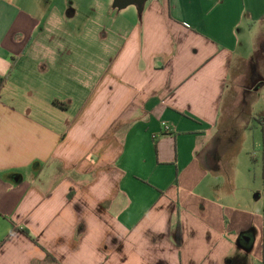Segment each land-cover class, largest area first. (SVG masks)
<instances>
[{
  "label": "crops",
  "instance_id": "1",
  "mask_svg": "<svg viewBox=\"0 0 264 264\" xmlns=\"http://www.w3.org/2000/svg\"><path fill=\"white\" fill-rule=\"evenodd\" d=\"M84 10L0 0V264H262L221 145L264 97V0Z\"/></svg>",
  "mask_w": 264,
  "mask_h": 264
},
{
  "label": "rangeland",
  "instance_id": "2",
  "mask_svg": "<svg viewBox=\"0 0 264 264\" xmlns=\"http://www.w3.org/2000/svg\"><path fill=\"white\" fill-rule=\"evenodd\" d=\"M95 2L96 0H52V3L64 12L79 8L78 15L73 19L77 22H82L91 14L84 9ZM27 3L31 4L29 1ZM237 96L239 98L236 99L237 105L232 115L225 119L230 114L224 112L222 116L224 137H222L221 153L236 174L238 195L242 193V188L247 187L252 200L259 205V202L263 201L261 150L264 140L262 125L256 117L264 110V97L259 98L255 91ZM242 247L244 250L240 253L238 264H248L251 258L246 250L249 247L246 244Z\"/></svg>",
  "mask_w": 264,
  "mask_h": 264
},
{
  "label": "trees",
  "instance_id": "3",
  "mask_svg": "<svg viewBox=\"0 0 264 264\" xmlns=\"http://www.w3.org/2000/svg\"><path fill=\"white\" fill-rule=\"evenodd\" d=\"M256 119L260 122L262 125V133H263V140H264V112H261ZM261 180H262V186H263V207H262V213L264 216V142L261 150ZM176 239L177 242L180 243L181 240V235H180V229H179V224H177L176 227ZM264 264V262H262Z\"/></svg>",
  "mask_w": 264,
  "mask_h": 264
},
{
  "label": "water",
  "instance_id": "4",
  "mask_svg": "<svg viewBox=\"0 0 264 264\" xmlns=\"http://www.w3.org/2000/svg\"><path fill=\"white\" fill-rule=\"evenodd\" d=\"M147 0H111V7L117 10L124 9L128 6H135L139 12Z\"/></svg>",
  "mask_w": 264,
  "mask_h": 264
},
{
  "label": "built area",
  "instance_id": "5",
  "mask_svg": "<svg viewBox=\"0 0 264 264\" xmlns=\"http://www.w3.org/2000/svg\"><path fill=\"white\" fill-rule=\"evenodd\" d=\"M161 130L164 131V132H169L171 130V127L169 124L163 122L162 125H161Z\"/></svg>",
  "mask_w": 264,
  "mask_h": 264
}]
</instances>
